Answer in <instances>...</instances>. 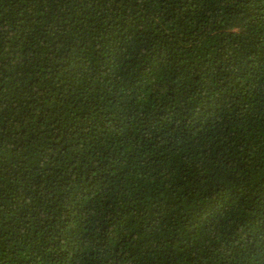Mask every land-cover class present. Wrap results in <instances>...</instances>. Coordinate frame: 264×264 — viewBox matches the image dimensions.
<instances>
[{"label":"trees","instance_id":"obj_1","mask_svg":"<svg viewBox=\"0 0 264 264\" xmlns=\"http://www.w3.org/2000/svg\"><path fill=\"white\" fill-rule=\"evenodd\" d=\"M0 264H264V0H0Z\"/></svg>","mask_w":264,"mask_h":264}]
</instances>
